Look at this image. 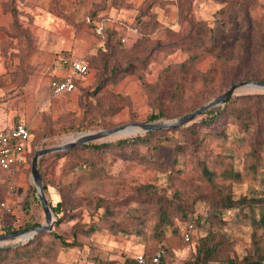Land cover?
Segmentation results:
<instances>
[{
    "label": "rangeland",
    "instance_id": "obj_1",
    "mask_svg": "<svg viewBox=\"0 0 264 264\" xmlns=\"http://www.w3.org/2000/svg\"><path fill=\"white\" fill-rule=\"evenodd\" d=\"M256 3L257 7L245 8L238 3L219 4L216 0H0V115L12 125L24 123L30 129L34 154L85 133L131 123L175 122L225 93L234 71L249 75L259 72L247 55L245 59L238 57L244 45L254 44L259 38L264 0ZM137 20L140 29L136 27ZM198 23L212 31L211 39L207 33L206 46L213 44L222 52H231L230 58L219 64L211 53L202 52L193 65L196 78L189 75L185 79L183 96L169 100L168 95L156 101L152 89L162 87L163 69L188 59V45ZM107 40L112 48H108ZM64 55L83 61L89 73L78 81L72 93L52 96L48 71L57 57ZM257 58L264 65L263 57ZM113 65L120 68L115 82H106L97 90L100 79L111 74ZM220 65L223 73H215ZM201 75L208 76L211 82L202 86L197 82ZM239 82L261 81L246 78ZM258 93L264 90L242 87L231 97ZM161 111L170 118L150 120V116ZM201 116L193 121H199ZM136 132L94 143L114 142L136 136ZM215 132L200 130L205 138L200 150L193 154L187 148L176 161L173 144H184L187 136L181 127L139 133L150 140L151 146L162 145L151 153L143 145L133 148L136 154L154 162V166L140 165L113 152L97 155L94 168L105 172L98 182L86 183L90 160L87 150L60 158L53 153L41 157L38 170L49 186V193L44 192L46 199L51 208L62 201L65 209L59 215L52 210L56 220L52 231L66 242H72L76 232L78 247L64 248L45 232L38 255L29 262H14L9 257L0 264H90L98 259L123 264L135 254L154 252L159 246L151 240L154 219L146 227L125 235L113 236L102 230L90 236L84 233L102 216L117 223L126 221V212L138 206L139 186L154 185L169 199L178 192L183 205H192L194 213L206 215L204 202L194 199L197 193L207 192L198 180L193 162L196 157L206 162L214 183L225 193L235 199L264 198V151H260L259 161L251 169L245 155L246 136L238 127L227 123L216 126ZM32 158L20 166L13 178L0 170V235H4L1 232L5 226L16 230L45 223L43 209L35 200L38 198L30 175ZM233 173H239L240 178H232ZM254 219H259V213L253 217L248 209L244 213L236 209L222 213L224 224L215 232L230 243L231 254L238 260L257 258L254 233L262 235L263 228L254 230ZM187 229L178 219L167 228V239L162 245L169 254L161 264H187L190 249L206 235L204 229L194 225L189 233L192 241L185 244ZM22 241L6 242L0 248L21 249L20 253L25 255L23 246L27 241ZM261 246L264 257V242Z\"/></svg>",
    "mask_w": 264,
    "mask_h": 264
},
{
    "label": "trees",
    "instance_id": "obj_2",
    "mask_svg": "<svg viewBox=\"0 0 264 264\" xmlns=\"http://www.w3.org/2000/svg\"><path fill=\"white\" fill-rule=\"evenodd\" d=\"M219 4L228 3L229 5L238 3L240 7L253 8L257 7L256 0H216ZM220 13L224 15V10L220 9ZM262 22L258 23L259 26V38L254 44L250 43L249 46H243L242 49L238 51L239 58L247 59L249 62H255L256 68L260 69L258 73H253L251 75L245 74L242 71H234L231 79L229 80V85H234L240 83L239 80H244L246 78H251L253 80H258L264 82V65L260 64L259 57L260 55L264 60V5H263V16ZM139 20L136 22V27L140 29L141 23ZM197 29L196 33L194 32V37L188 45V54L189 57L187 60L180 64L170 65L163 69L162 73V87L154 88L151 91V94L156 95V101L160 102V99L170 95L169 100L180 98L185 93L186 88L184 87L187 76H193L196 78V75L193 70V65L200 58L202 52L211 53L216 57L217 62L221 64L222 61L227 60L231 56L226 52H222L216 45L211 44V46H206V37L207 33L210 39L212 38V31L204 28L202 23L196 24ZM110 41L107 40L108 48H112ZM256 57H252L254 54ZM233 54V53H232ZM106 57V56H105ZM101 61V58H100ZM246 62V61H244ZM88 67V66H87ZM225 69V65L223 67ZM240 68V67H239ZM120 68L118 65H113L110 68L111 74L105 76L104 79H100V85L97 86V90L106 82H115L116 73L119 72ZM222 66L217 67L215 73H223ZM89 73V69H88ZM245 74L246 76L242 75ZM208 76L201 75L197 80L198 83L201 82V85L211 82V79H208ZM214 78V77H213ZM190 81V80H189ZM189 81H187L189 83ZM78 81L75 82L77 85ZM174 85V86H173ZM230 86V87H231ZM229 87V88H230ZM172 99V100H173ZM197 107H195L196 110ZM198 109V108H197ZM150 120L158 119H169L161 111L158 115H153L149 117ZM227 123H232L238 127V129L246 136L248 151L245 153L247 158L248 167L251 169L258 163L260 157V151H264V93L258 94H245L236 97H231L223 107H216L204 112L199 119V121H193L191 125H186L181 127V130L186 133V141L184 144H173L172 151L175 156V161L178 155L183 153L185 149H190L193 154H196L200 150L201 144L204 142V136L199 134V131L206 129L208 134H216V126H224ZM29 132L30 129L28 128ZM221 132V131H219ZM218 134V133H217ZM31 135V133H30ZM223 136V135H220ZM204 138V139H203ZM32 140V139H31ZM32 142V141H31ZM95 142V141H94ZM94 142L77 146L71 149L70 151H62L53 153V156L60 158L63 156L74 155L77 151L87 150L90 155V160L87 162L89 166V174H86L85 178L88 182H98L100 181L105 172L102 169H95L96 164L95 156L107 154V153H117L123 159H130V161H136L140 165H145L148 167L154 166V162L149 161L145 156L138 155L135 153L134 149L137 145H143L147 148L148 152L158 151L160 145H150V140L145 138L144 135L138 134L132 137H125L114 142L95 144ZM31 144V150L29 146V153L27 154L26 163L30 162V158L33 157L34 152H32L33 142ZM136 150V149H135ZM43 158L40 159V161ZM194 167L198 172V180H200L201 185L206 186V193H197L194 197L195 202L200 201L204 202L206 208V215L194 213L192 205H183L182 198L178 192H174L171 199L167 198L161 191L154 187V185L148 186H139L137 188L136 194L139 198L137 200L138 206L131 208L125 214L127 218L126 221H121L117 223L111 220L107 216H102L99 218L98 223L91 226L88 229L87 233H84L86 236L92 235L96 230L107 231L110 235L117 236L119 234H128L133 229L138 230L140 227H146L147 223H150L154 219V223L151 227L152 234L151 240L154 242L155 249L154 252L147 254L151 256L155 254L158 250L164 252V257H167L169 251L163 247L164 241L167 239V228L173 227L174 219H178L181 222L185 223V228L189 226L194 229V225L198 228L205 230L206 235L200 237L196 247H192L190 259L187 261V264H264L263 250L261 243L264 242V198H249L247 196H240L238 198L232 197L231 194L225 193L221 190L217 184L213 181V173L208 169L206 162L200 160L198 157L194 159ZM91 169V170H90ZM4 172V171H3ZM40 174L42 186L44 192L49 193V186L45 180V177ZM85 174V172H84ZM232 178L239 179V173H233ZM37 203H40L39 200L35 199ZM41 205V204H40ZM191 206V207H190ZM42 207V206H41ZM239 210V212L244 213L245 209L249 210L251 216L254 217L255 213H259L258 220H252L254 230L263 228L262 235L258 236L256 233L254 244L255 249L257 250V258L253 259L252 257H244L243 259L238 260L234 258L230 251V243L226 241L223 235H217L215 232L221 227L224 223L222 220V213L229 210ZM52 210L55 214L59 215L64 212V204L62 201H59L56 206H52ZM38 226V224H30L22 226L18 229L12 228V226H5L2 228L3 234H9L17 231H22L30 227ZM45 232L35 235L32 239L27 241L23 246V252H26L25 255L20 253L21 249L14 250L12 247H2L0 248V263L7 260L11 257L14 262H19L21 259L25 261H30L33 256L38 255V250L42 246L43 236ZM54 239L59 240L62 247L73 249L78 247V242L76 241L77 233L73 232V241L66 242L62 237L53 233V231L47 232ZM192 241V239L190 240ZM188 242H183L185 244H190ZM192 243V242H191ZM157 248V250H156ZM160 261L158 264H161ZM90 264H118L110 261L96 260ZM123 264H134L133 258L128 259Z\"/></svg>",
    "mask_w": 264,
    "mask_h": 264
},
{
    "label": "water",
    "instance_id": "obj_3",
    "mask_svg": "<svg viewBox=\"0 0 264 264\" xmlns=\"http://www.w3.org/2000/svg\"><path fill=\"white\" fill-rule=\"evenodd\" d=\"M242 87H249L251 89L264 90V82H240V83L234 84L225 93L221 94L220 96H217L213 100L207 102L203 106L183 116L182 118L178 119L175 122H163V123H156V124L131 123L129 125L116 127L114 129L81 134L77 136L74 140L63 143L59 146L36 151L31 161L30 175H31V179H32V182L35 188L37 198L42 206V209L45 215V223L42 225L29 228V229L22 230V231L0 235V246H2L6 242H10L14 240H21V241L25 240L23 239L25 237H27L26 239L29 240L39 233L50 232L53 229V226L56 220L54 218V213L52 211V208L46 199L44 189L42 186V182H41V178H40V174H39V170H38V162L41 157L51 154V153L68 151L74 147L82 146V145H85V144H88V143H91V142H94V141H97L103 138H107L110 136L122 135L123 133L131 131V130H138L135 134H139V133H148V132L157 131V130L173 129L177 127H182L185 124L190 123L195 118L202 115L207 110H210L211 108L225 104L231 98L234 92L237 89L242 88ZM26 241H22V242H26Z\"/></svg>",
    "mask_w": 264,
    "mask_h": 264
},
{
    "label": "built area",
    "instance_id": "obj_4",
    "mask_svg": "<svg viewBox=\"0 0 264 264\" xmlns=\"http://www.w3.org/2000/svg\"><path fill=\"white\" fill-rule=\"evenodd\" d=\"M59 64L64 68V74L50 81L49 89L52 96L72 93L76 90L75 82L83 80L88 75L87 65L68 55L61 56ZM30 143L31 135L24 123H17L9 129L0 130V170L6 172L9 179L13 178L20 166L26 163ZM190 231H192L191 226L184 234L185 242L191 240ZM163 258L164 252L158 250L151 256L143 252L135 254L133 260L134 264H158Z\"/></svg>",
    "mask_w": 264,
    "mask_h": 264
},
{
    "label": "crops",
    "instance_id": "obj_5",
    "mask_svg": "<svg viewBox=\"0 0 264 264\" xmlns=\"http://www.w3.org/2000/svg\"><path fill=\"white\" fill-rule=\"evenodd\" d=\"M59 58H60V56L57 57L56 61L53 63L52 69H50L48 71L49 72L48 76L51 77L50 80L56 79V78H58L64 74V68L61 67V65L59 64ZM15 124H17V123H14V125ZM14 125L10 124V121L8 122L7 120H5L3 115H0V130L9 129Z\"/></svg>",
    "mask_w": 264,
    "mask_h": 264
},
{
    "label": "bare ground",
    "instance_id": "obj_6",
    "mask_svg": "<svg viewBox=\"0 0 264 264\" xmlns=\"http://www.w3.org/2000/svg\"><path fill=\"white\" fill-rule=\"evenodd\" d=\"M131 131H133V130H131ZM138 131V130H137Z\"/></svg>",
    "mask_w": 264,
    "mask_h": 264
}]
</instances>
